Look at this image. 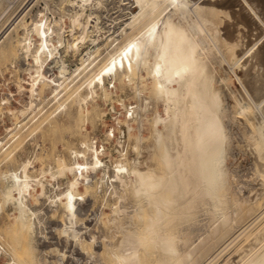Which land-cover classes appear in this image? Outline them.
<instances>
[{
	"label": "bare ground",
	"instance_id": "bare-ground-1",
	"mask_svg": "<svg viewBox=\"0 0 264 264\" xmlns=\"http://www.w3.org/2000/svg\"><path fill=\"white\" fill-rule=\"evenodd\" d=\"M33 1L34 15L29 16L28 6L17 13L24 0L15 8L10 5L12 11L7 10L4 19L0 14V29L7 26L0 32V61L9 59L11 66L27 73L18 81L27 103L17 111L25 115L49 90L55 107L42 119L38 114L32 117L36 123L32 133L51 130L60 113L78 133L95 112L97 97H111L116 81L138 82L133 90L140 102L127 107L125 119L117 118L118 124L127 126L129 138L136 129L137 155L131 158L121 148V128L115 149L125 160L108 158L110 147L104 142H110L108 136L101 144L97 137L85 136L80 146H69L70 161L61 158L57 167L47 171L53 180L60 174L71 175L65 188L53 194L43 180L45 170L41 176L34 173L38 151L16 168L1 172L0 211L8 203L17 210L12 225L5 233L0 231V254L8 256V264H264V226L243 239L264 218L262 207L253 214V207L260 206L256 197L262 189L239 196L242 193L234 190L225 164L233 142L231 122L255 149L264 176V0H128L131 15L126 23L131 30L122 29L125 40L113 46L95 70L105 31L94 10L102 2ZM18 30H22L19 36ZM105 38L112 40L109 46L118 43L117 36ZM78 55L79 63L73 62L76 66L66 74L69 57L74 60ZM144 81L164 107L163 113L156 108L151 118L149 99L140 96L139 84ZM145 119L151 121V136L144 135ZM15 123L11 131L21 126V120ZM13 131L11 139H18L21 130ZM111 132L115 136L114 129ZM149 137L153 138L152 165L141 159ZM10 144L1 149L6 151ZM11 157L13 152L6 153L0 163ZM128 193L135 198L132 207L122 203ZM100 195L104 205L112 196L118 200L110 205V217L104 218L102 208L96 211L95 223L102 225L91 227L87 221ZM43 197L49 208L62 212V228L54 227L65 237L58 239L63 249L51 244L39 248L36 231L40 228L43 234V216L36 204ZM240 238L243 241L236 247ZM232 246L234 253L226 254ZM51 253L58 262L47 256Z\"/></svg>",
	"mask_w": 264,
	"mask_h": 264
},
{
	"label": "rangeland",
	"instance_id": "rangeland-1",
	"mask_svg": "<svg viewBox=\"0 0 264 264\" xmlns=\"http://www.w3.org/2000/svg\"><path fill=\"white\" fill-rule=\"evenodd\" d=\"M20 1L21 0H13V1L12 0H0V4H1L0 8L2 9V11H0V14L3 13L1 18L2 19L5 18L3 16H5L6 13L9 11L8 9L10 8V5H11V7L14 6V8H15ZM27 1L24 0V2H22L19 5V7L17 8L18 9L17 13L19 11H21L23 8L28 6V8L31 7L29 16L34 15L36 12L37 6L36 5L32 6V5L35 1H33V0H30V1L27 0ZM99 1L102 3H100V5L98 4L99 5L98 9H97V7H95L96 10H94V11H95V13H97L99 15V22L102 21L100 24L103 27V32L104 31L105 32H104V37L102 38L103 40L101 39L102 43L100 42V44L102 45L101 50H100L101 54L96 59L97 65L94 67V70L106 60V58L109 55L108 52H111L114 49L116 44H119L125 40V36L122 35V29L125 27V28H127L128 31L131 30V28H129V26L127 27V23H126L129 21L130 15H131L130 10L128 8V6L130 5V3H129L130 1H128V0H119V1L118 0H109V1L108 0H99ZM10 3H12V4H10ZM4 10H5V13H4ZM11 11H12V9H11ZM11 11H9L8 13H10ZM31 11H33V12H31ZM17 13L12 14L13 15L12 20L15 19ZM105 21H106V23H105ZM107 22H108V24H107ZM2 27L3 28L0 29V32H3L7 26H2ZM21 33H22V30H18V36ZM108 34H111L113 36H117L118 43H116V41H115L112 46H109V43L112 40L107 41V39L105 38V35H108ZM70 36L71 35L69 33L66 35L67 38ZM86 45H88V43H86ZM91 46H92V44H91ZM86 51H87V49H86V47H84L82 49V53H84V52L86 53ZM80 56L81 55L75 56L74 60H70V59H73L72 57H69V59L67 58L68 59L67 62L69 63V65L65 66V68H64V72L66 74H67V72L70 73L73 71V68L76 66L75 64L79 63L78 59ZM103 58H105V59H103ZM2 61H4V62H2ZM2 61H0V74L7 72L11 67V60L6 59V61L5 60H2ZM29 61H31V58L29 59ZM17 71L18 72H16L14 75L15 80L19 81V79H20L19 76L27 77L26 72L19 70V69ZM237 71L239 72V74H241V72L238 69H237ZM222 73H225V71H222ZM142 76L146 78V74L144 76V73H143ZM234 79L238 85V82H237L235 76H233V80ZM137 83L138 82L133 83V82H129L128 80H125L124 84L121 85L118 81H116V87H111V90L114 91V93L112 92L111 97H107L106 99L104 97H97L96 98L97 103H95V107L92 109H95V112L97 111L96 113H100L101 115L95 114V112L93 111L92 116H94L95 119H94V117L91 116L92 118L90 117L88 120H86V122L82 123L80 128H78L80 133H79V131H78V133H75V132H77L76 131L77 127L68 122V120L65 118L64 113H60L58 115L57 124H55L51 130H46V129L42 128L41 130L38 129L37 131H35V133H32V131L36 125V123L32 121V117L34 115L38 114L37 117L42 119V117H44L51 110L54 109V107H55L54 102L55 101H53V99H52L53 95L50 93L49 90H46L45 93L43 94V99L45 101L43 100L42 102H38L36 104H33L30 107L31 109L28 108L26 111L29 114L25 113V115L22 116L17 111V109H21L23 107V104L27 103L26 100L28 98H27L25 93L20 94L19 91L17 90L16 100H14L10 105H8L6 107H3V106L0 107V150H1L0 151V161L2 160V157H4V155L6 153L13 152V158L11 157L12 159H10L8 162H1L0 163V174H1V172H3L4 170H6L8 168H16L21 160L28 158L29 156L33 155L34 152L38 151L37 154L39 156L38 155L37 156L39 158L36 157V161L34 162V164H35L34 173L37 175L40 173L38 176H41L42 175L41 170H45V173H44L45 176L43 177V180H44L45 184L47 185L48 193L53 194L54 191H56L55 189L60 190L62 187L65 188V186L67 184V180L71 177V175L69 174V175L65 176L64 174L63 175L60 174L61 176L59 175V178H57L58 180H53L47 171L49 169H51L52 167H54V168L57 167L59 160L61 161V158H65L67 161H70L71 155H70L69 146H77V147L80 146L79 145L80 141L85 136L97 137L98 143H101L100 141H102V139L104 140L105 137L108 136L112 140V141L110 140V142L104 141L105 144L110 147V149H108L106 151V154L109 155L108 158H111L113 160L114 159L115 160L116 159L125 160L126 159L125 156H119L117 154V150L115 149L118 146V145H116V141H117V137H119V135H120V132H118V131H120L121 128H123V130H124V135L123 136L121 135L123 137L122 139H123L124 145H122L121 148H124V150L127 149V153H128L129 157H131V158L135 157L137 155L136 146H135V135L137 134L136 133L137 131H136V129H134L132 131L133 133H132L131 138H129V134H128L129 132L127 130V126L124 124H118V119H125L127 107L130 108L131 106H134L140 102L139 95L136 93L135 90H133V86H136ZM143 84H144V86H143ZM148 84H150V83H148ZM139 85L143 89L141 94H140V96H142L141 98H143V99H144V97L146 99L148 98L149 102H150L149 105H151L148 107L149 110L147 111L149 117L151 118L153 116V112L155 111L156 108L163 113L164 107H163V104H161L162 102L157 101L154 95H152V94L150 95L148 89L145 87V81L140 83ZM49 93H50V95H48ZM225 93H227L225 95L230 100L231 99L230 92L226 89ZM35 105H36V107H35ZM9 108H11L13 110L12 113L8 110ZM17 115H18V117H17ZM92 119L95 121H93ZM18 120H21V123H20L21 126L19 125L17 127L19 131L21 130V132H20L18 139L12 140L11 134H13L12 133L13 130L11 131V128L13 129L16 126L15 122H17ZM91 121H93V123H90ZM143 122H144L143 123L144 135L145 136H151V132H152L151 121H148V119H145ZM134 123H136V121H133L132 124L134 127L135 126L138 127V124L137 123L134 124ZM229 124H230V126H228V129L231 131V132L230 131L229 132H230V134H232L233 139L231 138V141L233 140V142L231 143L232 145H230L231 149L229 148V150H227L229 153L227 152L226 157H225L226 168L228 169L230 176H232V180L235 181V182L233 181L234 190L237 189L235 191L238 192V194L242 193V194H239V196L248 195L251 191H255L258 188L262 189L261 194L258 195V198L256 197V199H257L256 201L259 200L258 202H261V203H259L260 206L258 207V204L255 203L257 205H255L253 207V214H256L257 212L259 213L261 211V207H262V209L264 208V205H261L264 202V189H263V186H264V178L263 177L264 176L261 175V171H260L263 168L262 164H261V160L259 159V157H258L255 149L253 148V146H251L249 143H247L245 138L241 136V134L239 132L240 128L238 126L236 127V124L232 123V125H231V122ZM233 125H234V127H233ZM72 126H74V130H73ZM137 127H135V128H137ZM232 128H233V130H232ZM16 129H14L15 132L18 131ZM63 129L64 130L66 129V130L64 131ZM112 129H114L115 136L112 135V132H111ZM237 129H238V131H237ZM134 133H136V134H134ZM234 134H236V135H234ZM237 135H238V137H237ZM126 136L128 138H126ZM235 136H236V138H235ZM6 143H11V144L7 148V150L4 151L1 148ZM114 143H115V145H114ZM152 144H153V138L149 137L146 140V142L143 144V149L141 150L142 161L147 160L148 164H151V165L154 164V162L151 160V157H152L151 146H152ZM126 146H127V148H126ZM133 146H134V148H133ZM1 152H2V154H1ZM257 166H258V168H257ZM141 167L145 168L146 166H145V164H142ZM259 173H260V175H259ZM68 176H69V178H68ZM3 183L4 182H2V180L0 179V190L4 186ZM53 183H59L60 187L58 188L57 185H56V187H54ZM81 189L83 190V187H81ZM252 189H254V190H252ZM38 190H40V187H38ZM50 190H51V192H50ZM119 191L122 192L123 191L122 188ZM125 197L126 198L124 199V201L122 200V203L124 202L123 203L124 205L128 204L127 206L132 207V205L135 204V201H134L135 198H134L133 194L128 193V194H126ZM262 197H263V201H262ZM44 200L48 201L46 199V197H43L41 199V202L39 201L40 203L36 204L37 206L40 207L39 210L42 211V216H43V225H42L43 234H41L39 232L40 228L37 230L38 232L36 231V235L39 233L37 236H38V238L41 239L38 241L39 242L38 243L39 248L40 249H48L49 244H51L52 246L57 245V247L59 249H63V245L60 244L61 242H58L59 237L62 238L63 235H60L61 233H59V231L58 230L56 231V229H55L56 226L62 228V223H61V219H60L61 218L60 215L62 212L60 211V209L54 210L56 207H53L54 209L49 208L48 202H44ZM102 200H103L102 196L101 195L98 196V198L96 200L97 203H95V206H94L95 210L92 211V216L91 215L89 216L87 223L90 224L91 227H95L96 225L101 227V225H102L99 221H97V223H95L96 218H94V217H95L96 211L99 213V212H101V210H103L105 212L104 218L111 216L110 205H113L115 203V201L118 200V197L116 195L112 196L109 200V205H104ZM254 201H255V199H254ZM111 203H113V204H111ZM100 204H102V207L100 206ZM117 204H119V203H117ZM5 207L6 208H3L4 211L3 210L0 211L1 212L0 213V231L1 232L4 231V233L6 232L5 230L8 228V226L12 225L11 222L13 223V221H14V215L17 214V210H15L16 208H14V205L12 203L6 204ZM47 207H48V209H47ZM103 207L105 208V210L103 209ZM44 209L45 210L47 209L48 213L50 212L51 214L50 213L48 214ZM129 209H132V208H129ZM108 210H109V212H108ZM255 210H257V211H255ZM54 213H56V215ZM57 223H58V225H57ZM263 226H264V218H262L256 225H254L251 228V230L248 231V233L243 237V239L246 237H249L250 235L251 236L254 235ZM44 234H46L47 236L45 237ZM54 236H55V240H54ZM64 238L65 237H63L62 239H64ZM243 239L240 238L237 242H235L236 247L238 244L242 243ZM46 240H48V241H46ZM55 241H56V243H55ZM42 243H44V244H42ZM234 246H232L226 252V254H229L230 252H231V254H233L234 253L233 249L235 248ZM231 249L233 252L231 251ZM51 254L54 257L50 256ZM51 254L47 255V256H49L50 258L52 257L53 258V259L51 258L52 260L58 262L57 255H55L54 253H51ZM226 254H225V256H226ZM49 257H47V258L50 259ZM8 260H9L8 256L0 254V264H8Z\"/></svg>",
	"mask_w": 264,
	"mask_h": 264
},
{
	"label": "built area",
	"instance_id": "built-area-1",
	"mask_svg": "<svg viewBox=\"0 0 264 264\" xmlns=\"http://www.w3.org/2000/svg\"><path fill=\"white\" fill-rule=\"evenodd\" d=\"M17 70L18 67L11 66L7 72L0 74V105L3 107L16 100L18 80L14 79V75Z\"/></svg>",
	"mask_w": 264,
	"mask_h": 264
}]
</instances>
